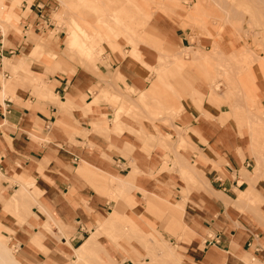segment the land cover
Instances as JSON below:
<instances>
[{
    "label": "crops",
    "instance_id": "obj_1",
    "mask_svg": "<svg viewBox=\"0 0 264 264\" xmlns=\"http://www.w3.org/2000/svg\"><path fill=\"white\" fill-rule=\"evenodd\" d=\"M17 1L0 0V20L8 28L5 33L0 29V72L16 73L11 79L0 73L4 97L0 102V235L8 245L3 237L0 242L15 260L20 264H84L83 260L89 264H264V196L257 191V182L260 216H248L233 203L249 187L247 181L240 182V172L245 170L241 168L249 165V147L245 137L238 136L247 133L245 129L231 122L227 88L211 92L221 74L215 63L205 65L199 59L193 65L176 64L170 49L185 46L187 34L179 33L165 18L157 22L159 33L139 32L137 27L143 29L148 17L128 16L125 27L142 33V40L130 45L126 55L123 45L109 54V78L110 84L116 81L122 89L139 94L134 107L141 111H128L124 102L113 114L108 105L99 103L100 95L89 96L93 85L80 77L52 79V71L65 67L62 62L51 57L45 64L32 61L31 55L56 52V47L47 39L24 43V32L19 38L14 31ZM52 2L31 0L23 9L28 11L25 27L33 31L44 27ZM98 42L97 35L89 42L93 58ZM140 42L148 46L138 47ZM65 43L73 52H87L83 40L70 44L68 36ZM28 44L27 54L9 57ZM133 52L138 59L130 55ZM223 64L227 65V57ZM145 66L156 70L151 84ZM237 79L245 94L257 82L247 73ZM257 83L264 95V84ZM27 90L36 98H30ZM105 93L113 100L121 95L108 89ZM130 113L132 117L124 119ZM158 114L178 115L169 128L150 124ZM154 127L174 139L156 133ZM249 133L258 150L264 136L261 125L251 121ZM171 142L174 153L167 149ZM174 154L183 159L181 165L195 181L181 174L173 163ZM111 178L119 195V181L127 184L122 199L111 186L105 188ZM116 213L124 215L119 218ZM161 215L172 221L166 229L177 231L168 236L175 249L159 238L155 222ZM120 223L126 225L123 237L118 232ZM80 249L83 260L74 252ZM136 254L140 261L133 260Z\"/></svg>",
    "mask_w": 264,
    "mask_h": 264
},
{
    "label": "rangeland",
    "instance_id": "obj_2",
    "mask_svg": "<svg viewBox=\"0 0 264 264\" xmlns=\"http://www.w3.org/2000/svg\"><path fill=\"white\" fill-rule=\"evenodd\" d=\"M11 1L12 0H3V3L8 4ZM24 1L25 0L17 1L19 17L16 25L14 26V31L18 33L20 39L22 38V33H25V37L23 38L24 43L31 38L43 40L47 39L51 42L53 47H56V52L42 53L41 55L35 53L31 55L30 57L32 61H38L45 64L51 57L54 58L55 61H60L59 63L62 62L61 64H65V67L57 69L54 72L52 71V79H61L62 77H80L82 81L93 85L88 90L89 96L93 98L96 95H100L101 98L99 103H105L108 105L113 114L116 110H118V106L124 102L130 108L128 111L135 109L141 111L139 107H134V104L139 101V94L132 90L122 89L118 86L116 81H114V84H110L111 78H109V73L111 71L108 60L109 54L114 53L113 51L118 46L123 45L124 51L122 52L126 55L128 52L125 50H129L131 48L130 45L134 47L142 40V33H134L129 30V27H125V24L127 25V17L135 14L148 17L143 29L137 27L139 32L151 29L152 33H159L157 22L160 18H165L174 23L177 27L176 30H178L179 33L187 34L188 42L185 43V46L188 47L179 45V47L171 48V53L175 54L172 57V61L180 66H186L193 65L199 61V59H202L205 65L215 63L216 67H218L221 72V74L217 75L215 78L216 83L211 87V92L217 89L216 92L222 93L227 88V106L232 109L231 113L233 119H231V122L238 129L243 128L245 129V132H247H242L241 134L238 132V136L245 137L249 147V165L241 168V170L245 169L240 172L241 177L244 171L247 172L249 176L252 175L259 165V161H262L264 164V136L259 144L258 150H255L252 146L253 144L249 133L250 124L248 123V119L255 120V114H257V116H260V120H256L254 122L260 124L264 131V95L260 84L257 83L261 82L264 84V72H261L264 71V0H113L110 2L109 0H77L78 3L76 0H69L73 2V4L79 5L82 9V14H85L84 16L88 18V21L91 24V27H89L87 23H81L78 27L81 30L80 35L74 28H70L69 17L71 14L68 12L70 11L72 13V10L65 8L62 4V0H53L52 4L46 10L44 20L46 25H53V27L50 26L51 29L42 32V29L46 25H44V27H40V30L37 31H33L32 28H26L24 19L26 18L28 11L23 12V9L30 3L31 0H27V4H25ZM158 1L165 4V7L160 8L161 5L157 3ZM199 2H201L200 5ZM97 25L102 27L94 33ZM0 29L3 30V33H5L8 29L6 23H3L2 20H0ZM72 32L75 33V37H70V33ZM95 35H97L99 42L95 46L96 52L93 58V56H91L92 49L89 42L92 41ZM68 36L70 44H73L74 41L80 42L83 40L85 42L87 52L78 54L76 51L73 52L69 50L65 43ZM21 46H19L16 51H13V53H10L9 57L15 58L18 54L23 56L31 50V44H28L25 49ZM139 46L141 48H145L148 45L140 42L138 47ZM156 47L157 46H153L151 48L156 52ZM79 48L80 46H78L77 50ZM238 48L240 49L237 52H233V50ZM225 54H227V56ZM130 55L136 59L139 58V56L135 55L134 52ZM226 57L227 65H224L223 63L225 62ZM187 58H191L190 61L187 60ZM157 63L158 61H156V64ZM147 69L150 72L147 84H151V81L155 77L156 70L149 67H147ZM0 73L1 77L6 79H11L14 76L13 74H16L15 71L12 73L9 69H3ZM243 73L252 75L253 83L257 81L255 85L253 84L254 86L251 87L252 91L246 94L239 87L237 82V78ZM1 86L2 84L0 82V89ZM107 89L114 93H120V91L123 92L122 94L120 93L121 95L115 97V100H113L109 94L105 93ZM52 91L59 96L54 88H52ZM26 93L30 96V98H36V96L32 93L29 95L30 91L27 90ZM52 95L54 96V94ZM2 98L4 97L0 96V102L2 101ZM5 98L10 97L6 94ZM44 101L53 102L50 98H45ZM230 101H232V103ZM149 102L150 101L148 100L147 103ZM141 107L143 106L141 105ZM238 114L241 115V122L238 119ZM167 115H156L158 119L150 121V124L156 127L163 124L171 128V124H175V118L178 114H174L170 117H167ZM248 115L251 117L249 118ZM129 116L132 117L131 113L127 116L124 115L123 117L124 119H129ZM156 127H154L156 133L166 136L169 140L174 139L170 137V135H165L162 131H157ZM175 129L179 131L178 128ZM161 144H165L164 140H161ZM171 145H173L172 142L168 145L167 149L173 152V146ZM181 147L182 146H180L179 149ZM181 161H183L181 157L177 158L175 156L173 163L180 167L181 174L184 175V177H189L191 181H195L193 173L183 167L180 163ZM194 172H196L195 169ZM0 177L2 178V175H0ZM111 180L112 178L109 179V181H105V188L111 186L110 188H113L118 197L122 199L115 189L116 183ZM30 181L33 182L32 179ZM258 182V190L256 189V185L251 186L250 188V193L257 204H259V198L256 190L264 196V175ZM244 188L245 186L241 187V189ZM235 193L237 197L238 190H235ZM244 193L245 192L239 194L237 199H240ZM127 195L123 198V200L127 197ZM262 204L264 208V201ZM242 209L239 210L248 216L253 217L256 215L253 212L254 210L250 207ZM116 215L120 218V216L122 217L124 213H120V216L117 213ZM120 220L122 222V219ZM113 222L117 221L114 220ZM170 222L172 221H170L166 216L161 215L156 217L155 226L157 227L159 238L167 240V242L175 249L174 244L171 243L168 236H171L172 234L176 235L177 231L172 232V230H169L168 228L166 229L165 227L170 226L171 224H166ZM120 225L121 226H119L118 232L123 237L127 233L125 228L126 225L124 223H120ZM0 237H3L6 245H8L7 238L2 235H0ZM158 247L163 249L161 245H158ZM10 249L13 253H15L14 247H11ZM84 258L85 257L80 256L79 259L83 260ZM128 259L129 262L132 261L131 263H133V260H141L138 254H136L133 260L131 258ZM86 261L87 260H83L82 262H84V264H89ZM113 264L121 263L114 262Z\"/></svg>",
    "mask_w": 264,
    "mask_h": 264
},
{
    "label": "bare ground",
    "instance_id": "obj_3",
    "mask_svg": "<svg viewBox=\"0 0 264 264\" xmlns=\"http://www.w3.org/2000/svg\"><path fill=\"white\" fill-rule=\"evenodd\" d=\"M77 1V0H76ZM62 4L65 6V8H67L68 10H72V13L69 11L68 13L71 14V16L69 17V25L70 28H74L76 31L79 32V35L81 33L80 28H78L80 26L81 23H87V25L89 27H91L90 22L88 21V18L86 16H84L82 14V9L79 7L78 4H73V2L69 1V0H62ZM78 3V1H77ZM201 2H199L200 5ZM65 14V13H62ZM114 14V13H112ZM107 15V14H106ZM89 16V15H88ZM63 18V17H62ZM68 25V26H69ZM252 26V25H251ZM101 28V27H99ZM70 31V30H69ZM75 33H70V37H75L74 35ZM261 66V65H260ZM263 67V66H262ZM264 72V71H261ZM249 111V110H248ZM250 112V111H249ZM247 112V113H249ZM251 113V112H250ZM252 115V114H251ZM249 116V115H248ZM251 116H249L250 118ZM253 118V116H252ZM258 121L260 120V116H257V114H255V120L254 121ZM251 121H253V119H248V123L250 124ZM189 170V169H188ZM192 170V169H191ZM242 177L240 182H242V180L248 181L249 183V187L245 190L244 195L240 198L237 199L236 201H234V205L236 207H250L252 208V210H254L253 212L260 216L259 214V204L256 203L255 199L253 198V196L250 193V188L251 186H255L256 183L262 178V176L264 175V164L262 163V161H259V165L257 166V168L255 169V171L253 172L252 175H248L247 172L244 171V173H242ZM119 179V178H117ZM121 180V179H119ZM120 186V195L123 196L126 192H127V184L124 183V181H119ZM241 208V209H242ZM247 209V208H246ZM243 210V209H242ZM250 210V209H249ZM264 220V219H263ZM94 237L91 239L93 240ZM90 240V239H89ZM75 254L77 255L78 259L80 258V256L84 257V254L82 252V249L80 250H74ZM0 264H20L17 260H15V258L13 257L12 253L10 252V250L2 243L0 242Z\"/></svg>",
    "mask_w": 264,
    "mask_h": 264
}]
</instances>
